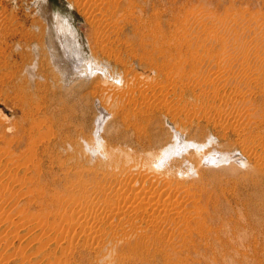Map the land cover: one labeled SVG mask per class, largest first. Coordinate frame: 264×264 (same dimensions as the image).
I'll return each instance as SVG.
<instances>
[{
	"label": "rangeland",
	"instance_id": "rangeland-1",
	"mask_svg": "<svg viewBox=\"0 0 264 264\" xmlns=\"http://www.w3.org/2000/svg\"><path fill=\"white\" fill-rule=\"evenodd\" d=\"M61 26L95 74L59 59ZM262 55L264 0H0V264H106L112 233L63 219L79 174L157 162L184 219L114 264H264Z\"/></svg>",
	"mask_w": 264,
	"mask_h": 264
},
{
	"label": "bare ground",
	"instance_id": "bare-ground-1",
	"mask_svg": "<svg viewBox=\"0 0 264 264\" xmlns=\"http://www.w3.org/2000/svg\"><path fill=\"white\" fill-rule=\"evenodd\" d=\"M113 4H114L113 2H109V5L112 8V10H115L117 5L114 4V6H113ZM73 32L74 31L71 32L70 29L68 27H65V26H61V28L59 29L58 37H59V41L62 44V51L59 50V53L61 52V54L59 55V59L62 60L63 63L65 62L66 64L71 66V68H73L75 70L82 71L83 72L82 74H84V75L85 74L86 75H89V74L93 75V74H95V72H94L95 68H94V66L91 65L92 63H89V64L84 63L83 59H82L83 58V52L80 50V48L71 46V45H73V44H71V42H72L71 38L74 36ZM67 38L69 39L70 42L68 41ZM238 42H237V45H238ZM240 44H242V42ZM240 44L238 45V47L241 48L242 45H240ZM243 46H242V48H243L242 49V51H243L242 57H247L249 51L247 52L246 51L247 49L245 50V48ZM260 51H261V49H260ZM262 56L264 58V55H262ZM219 62H221V60ZM218 64H220V63H218ZM217 65H216V67H217ZM226 70L229 71V69H227V68H226ZM258 79H259L258 82L260 83V85L264 87V73L263 72L259 73ZM197 81L200 84L203 80H202V78H199V79H197ZM213 88L216 89V87L212 86V90H214ZM140 115H141V113H140ZM100 123H101V120H100ZM178 136L176 138H177V140H180V137H178ZM10 142H11V138H10ZM178 143H180V145H181V142H178ZM169 149H171V147ZM169 149L165 150V152L163 151L165 159H166L165 155L167 156L168 152L170 151ZM172 149H175V148L172 147ZM23 150H25V149H23ZM31 150H33V149L31 148ZM31 152L32 151H30V153ZM147 154H148V152H147ZM151 155H153V154H150V156ZM30 156H32V155H30ZM127 157H130V154ZM145 157H147V156H145ZM7 158H9V157H7ZM155 158L158 159L159 157L158 158L154 157L153 159H155ZM138 159H140V157ZM136 160H137V158H135L134 161H136ZM140 160L142 162L143 159H140ZM159 160H157V161H159ZM164 160L161 159L160 162H162ZM124 161L126 162V160H124ZM128 161H130V159ZM111 162H113V161H111ZM145 162H147V161H145ZM150 162H152V161H150ZM122 163H124V162L122 161ZM130 163H132V162L130 161ZM133 163H135V162H133ZM149 163H147V164H149ZM18 164H19V162H18ZM136 164H138V163H136ZM153 164L154 163H152L151 165H153ZM155 164H158V162ZM151 165L149 167L144 165L146 168H144L142 170H138V171H136V169L134 168L135 171L132 170L131 172H129L130 174H123L121 176H115V178H113V176L109 174L110 176H108V177L112 176L111 178L114 179V181H110L107 178L103 182L102 181L99 182L97 179L98 182H96V180H95L94 185H92V187H89V188H87V186H88L87 183L91 182V184H92V181H93L92 180V181L88 182L89 179L87 177H89L88 176L89 173H85L82 171L81 174H79V175H81V176H79V178L80 177L81 178L79 180H77L78 182H76V187L79 189V191L82 190L81 191L82 193H80L81 194L80 199L77 198L76 200H74V201H76L74 203L75 204L77 203L79 208H77V206L75 207V205H74L75 208H72L73 209L72 212L70 214H68V211H67L66 214L63 216L64 217L63 219L68 221L70 224H75V223L79 224L78 227H80V226L83 227L84 225L86 227H89V228H85L82 230L83 231L82 233L85 237V241H87V242L90 241L91 243H93V242L95 243V241H97V240L99 241V239H101V236L103 237L102 234L104 232H107L108 235L110 233H112L111 234L112 236L110 235L111 239L109 240V243L106 244V246H105V248L107 247L110 252L108 254H106L107 256L105 254L103 255V258L107 257V263L106 264H114L115 260L123 259V257L121 256V258H120L118 254H117L118 256H116V258H114L115 253L113 254L114 256L112 255V253L114 252L113 247L116 245V248H117L119 246V244L122 242V240L127 241L126 243L128 244V246H129L128 249H130V251L138 252V251H140L146 247V245H145L146 240H142V237L144 235H148L149 241L153 242L152 244H154V237L157 236L156 238H162L165 235L163 233V231H165L167 229L168 225L175 224L176 219H177V222L179 219L180 220L184 219V211H183L185 208L184 204L181 201H178V199H176L178 197L174 198V195H173V193L174 194L179 193V192L176 193L174 191L175 189H172V187L175 186V184H177V183H171L169 181L170 177H169V180L161 179L162 175L159 176V174L155 177V174H154L155 172H152L150 167L152 169H155L156 165L155 166L154 165L151 166ZM134 166H135V164H134ZM119 167H120V165H119ZM122 167H125V166H122ZM38 168L39 167H35L36 170ZM110 168H112V167H110ZM127 168L128 167H126V170H128ZM156 168H158V167H156ZM129 169H130V166H129ZM116 170H118V169H116ZM160 170L162 171V169H160ZM111 172H109V173H111ZM117 172L114 171V173H117ZM125 172H128V171H125ZM91 173H93V172H91ZM157 173H159V172H157ZM94 174H95V172H94ZM97 174H99V173H97ZM100 174H102V172ZM106 174H108V173H106ZM91 175H93V174H91ZM103 175H101V176H103ZM143 176H145V177L146 176H148V177L154 176L155 178L151 179V177H150L151 183L149 185H146V184L140 183V179ZM92 179H93V177H92ZM143 182H144V180H143ZM91 184H89V185H91ZM153 185H155L157 187H153ZM176 187H177V185H176ZM178 187H179V185H178ZM70 192L72 193L73 191L71 190ZM77 193H79V192H77ZM177 195H179V194H177ZM88 202L92 203V206L89 203L91 207L89 206ZM113 204L116 205V207H115L116 210L114 212L115 214H114L112 219L108 220L107 219L108 218L107 216L109 214L108 212H110V214H111V212L113 211V208H114ZM155 227L159 228L160 231L155 230L154 229ZM170 227H172V226L170 225ZM170 227H168V229ZM165 232H167V231H165ZM101 248H103V247H101ZM105 251H107V250L105 249ZM108 258H109V260H108Z\"/></svg>",
	"mask_w": 264,
	"mask_h": 264
}]
</instances>
